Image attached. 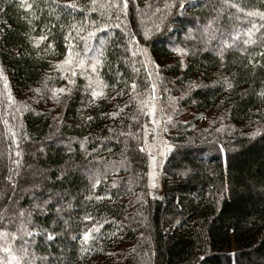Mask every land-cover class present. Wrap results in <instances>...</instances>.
<instances>
[{
	"label": "trees",
	"instance_id": "16d2710c",
	"mask_svg": "<svg viewBox=\"0 0 264 264\" xmlns=\"http://www.w3.org/2000/svg\"><path fill=\"white\" fill-rule=\"evenodd\" d=\"M180 2L0 0V231L50 198L28 264H264V0ZM22 243L0 239V264Z\"/></svg>",
	"mask_w": 264,
	"mask_h": 264
},
{
	"label": "snow or ice",
	"instance_id": "6c2138e0",
	"mask_svg": "<svg viewBox=\"0 0 264 264\" xmlns=\"http://www.w3.org/2000/svg\"><path fill=\"white\" fill-rule=\"evenodd\" d=\"M94 2V0H93ZM128 3H129V0H120V3H116V4H110L109 7L110 8H115L116 11H121L123 10L124 14L127 13V7H128ZM177 5H172V4H165V9H168L170 7H176ZM180 8H183L185 5L183 3V0H181V2L179 3L178 5ZM231 7H235V5H230ZM21 7H27L28 9H30L32 7V5H26L23 3V0H22V3H21ZM69 8H75L76 5L75 4H69L68 5ZM160 9H157V12H159ZM163 15H161V23L163 22ZM247 15H250V16H256V15H259L261 17V19H264V13H259V12H249L247 13ZM117 19H119V16H117ZM119 26V25H118ZM75 27V26H73ZM155 28L156 30H159L160 29V24H156L155 25ZM253 28H255V25H253ZM83 29H81L82 31ZM95 35V32H89L88 33V37H92ZM145 35V39L148 38L149 36V32L148 31H145L144 33ZM249 35H251V33H249ZM46 37L44 35H41L39 37V40L40 41H43L45 40ZM65 39L68 40L69 37L68 36H65ZM81 39H87L85 37H81ZM235 39V37L233 38ZM252 41L249 40V41H246L245 43H251ZM38 43V42H37ZM103 43V42H102ZM131 45H136V41H135V37H132L131 38ZM231 45L229 44H225L224 45V48H228L230 47ZM51 47V45H50ZM67 48H68V58L63 62L65 65L67 64H70L72 63V56H73V51H72V45L71 44H68L67 45ZM174 51H176L178 54L179 53H183V49H174ZM223 51V50H222ZM134 56L135 55H143L145 57V59H149L147 57V50L146 49H140L138 45H136V50L133 51L132 53ZM103 57V51H98L97 52V55L93 57V63L91 64V68H92V72L93 73H96V84L98 87L100 88H103V87H107V85L103 84V81H101L99 79V74H98V67H102L103 66V61H102V58ZM77 65L78 66H83V61L82 60H78L76 61ZM154 63V62H153ZM60 67V66H58ZM145 67H147V64L145 65ZM2 69H0V74H2ZM76 73L73 72L72 75H75ZM68 83L69 84H74L75 82L71 79L68 80ZM91 79H90V85L91 86ZM227 83V81H226ZM229 87H231V84H228ZM132 89L135 90L136 89V84L135 82H133V84L131 85ZM152 90H153V94L155 92V85L153 84L152 86ZM67 91H70V89H64V88H60V89H55L53 90V97L56 98L58 100V97H56V93L59 92V93H65ZM92 98L93 99H96L98 97H101L104 95L103 91H97L96 88H93L92 89ZM261 95H264V92L261 93ZM153 111V109H150V112ZM113 115H115V113H113ZM89 120L92 119V117H89L88 118ZM171 119V117H169V120ZM154 123H158L157 121H155V119L153 120ZM167 130V129H165ZM83 146V145H82ZM165 151H167L169 149V146L167 144H165ZM141 151H143L144 149L141 148L140 149ZM17 155H19V153H17ZM149 155L151 156L153 162L155 163V157L152 156L151 153H149ZM161 155H164V153L162 152ZM18 163V162H17ZM100 183V181L97 179L96 180V185H98ZM94 185V187L96 186ZM154 186V185H152ZM226 190V189H224ZM104 197H101V196H97L96 199L97 200H100V199H103ZM50 202V198L49 199H46V200H43L42 202H38V203H34L32 206H31V209L29 210H20L17 212V219L20 220V227L17 229L16 232H9V231H0V239H4L5 241H9V240H15V239H20L21 241H23V243L21 244V248H20V253L21 255L19 257H17L16 255H12L11 256V260L12 261H16V264H21V261H23V264H28V260L24 259V256L23 254L27 252V248L25 247V245H29L30 242L28 240H25L24 237L27 236V237H34L35 235H39V234H42L41 232H36L35 231V228L37 226H33V230H29L27 225L29 224H32L33 221H32V211L33 210H39L41 213H43L44 211H46V206L49 204ZM59 211V209H58ZM5 217L4 216H0V220H4ZM85 219H90V217H85ZM0 227H3L2 224H0ZM92 230H98V229H92ZM89 238V233L88 232H85L84 233V241L85 243L87 242ZM55 239V236L54 234L51 232V231H48V234L46 235V240L47 241H53ZM5 252H9L10 250L8 248H4L3 249Z\"/></svg>",
	"mask_w": 264,
	"mask_h": 264
},
{
	"label": "rangeland",
	"instance_id": "374dc122",
	"mask_svg": "<svg viewBox=\"0 0 264 264\" xmlns=\"http://www.w3.org/2000/svg\"><path fill=\"white\" fill-rule=\"evenodd\" d=\"M199 29H193V31L195 32V33H199V31H198ZM235 37V34H232L231 35V42L232 43H236V38L235 39H233ZM202 38V37H201ZM203 39H204V37H203ZM205 41V40H204ZM215 41V40H214ZM207 43H212L213 42V40L212 41H206ZM217 42V41H216ZM216 42H213V43H215V45H217L218 46V43H216ZM227 42H229L228 40L226 41V42H224V43H226L227 44ZM5 86V85H4ZM6 97H7V100H8V103L10 104V102H11V98H10V94H8V92L6 93ZM21 103H24V101H23V99L20 101ZM157 101L156 102H154V105H153V107H154V109L155 110H157ZM158 110H159V108H158ZM163 116H164V114H163ZM209 115L208 114H205V115H190V116H188L187 118H185L186 120H189V121H192L193 122V125L194 126H197V127H200V126H204L205 124H207V120H209L208 117ZM165 117V116H164ZM184 117L185 116H181V118H182V120L183 121H185V119H184ZM165 119H166V117H165ZM167 139L166 138H164L163 137V139H160L157 143H156V149H158V153L160 154V151H161V153L163 152H165V144H167ZM173 232V230L171 229H169L168 231H167V234H171Z\"/></svg>",
	"mask_w": 264,
	"mask_h": 264
}]
</instances>
